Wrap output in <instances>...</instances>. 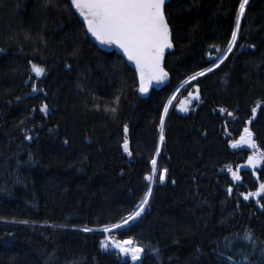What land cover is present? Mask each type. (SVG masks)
Returning a JSON list of instances; mask_svg holds the SVG:
<instances>
[{"label":"trees","instance_id":"trees-1","mask_svg":"<svg viewBox=\"0 0 264 264\" xmlns=\"http://www.w3.org/2000/svg\"><path fill=\"white\" fill-rule=\"evenodd\" d=\"M238 7L239 0H171L168 82L142 97L136 68L87 34L69 0H0V264H132L101 248L102 228L122 222L149 187L141 216L111 233L145 249L139 264H264V193L241 195L264 184V160L244 165L264 153V0H249L224 63L181 88L180 99L198 86L200 99L185 113L172 102L159 140L163 106L222 56ZM245 127L256 148L233 149ZM225 238L235 246L225 248Z\"/></svg>","mask_w":264,"mask_h":264},{"label":"snow or ice","instance_id":"snow-or-ice-1","mask_svg":"<svg viewBox=\"0 0 264 264\" xmlns=\"http://www.w3.org/2000/svg\"><path fill=\"white\" fill-rule=\"evenodd\" d=\"M167 0H71V7H73L79 15L83 18L87 32L90 33L101 44L116 45L119 47L127 59L135 64L136 70L139 74V92L147 93L153 82L159 84L163 83L168 78V72L165 71L163 66L164 55L167 49L173 47L172 30L169 24L168 17L165 12ZM249 0H239V7L236 12L235 26L231 30L230 39L227 41L226 53H231L237 47L238 39L241 34L242 20L245 18L246 6ZM242 47V46H241ZM255 47V45H249ZM228 56L225 54L223 58H218L219 63L212 61L213 67H208L198 72H194L188 80L187 84L198 80L206 73L212 72L215 68L220 67ZM209 60L212 57L209 56ZM31 63V62H30ZM37 76H42L45 72L43 67L37 64H32L31 68ZM37 89L34 87L33 91ZM189 97L192 100H199V87L193 86V91L189 92ZM118 99V98H117ZM171 103V101H169ZM186 107H181V111H187ZM40 111L47 113L48 106L44 104L41 106ZM111 111L115 112L116 109L112 108ZM169 111V105L163 106V113L160 117V143L162 144L164 136L165 117ZM224 110L221 109V112ZM256 109H252V114L255 115ZM232 116V113H228ZM250 124L251 121H248ZM125 139L123 142V149L129 156L132 155L129 150V141L127 139L128 126H124ZM31 139V137H26ZM67 143V141H65ZM242 145H247L251 148H256L253 140V134L248 127L243 129V135L239 140L231 142L230 146L233 149L240 148ZM160 152L159 147L156 149V155ZM264 160V153L260 156H249L248 166L256 167L257 163ZM151 173L146 175L144 179L152 184L157 179V159L154 157L151 160ZM228 172L231 173L233 181H241V176L228 167ZM168 169L164 168L159 171L158 179L161 183L166 180ZM175 183V181H173ZM233 189L228 188V193L231 194ZM264 193V184H260L259 190L256 193H248L243 195L244 200H248L251 196H260ZM152 194V188L149 187L145 196L138 207L130 212L122 222L111 225H105L102 232L106 234L112 233L114 230L121 229L130 221H135L145 211V205L148 204ZM84 232H91L93 229L84 227L81 229ZM246 241L254 242L255 237L251 232H246L244 237ZM102 249L108 250L109 247L118 250L119 255L122 257H130L133 264H139L142 261L145 249L137 244L132 238L124 240H116L108 235L100 242ZM234 243L228 238H225V248L234 247ZM224 255L223 252L220 253ZM227 261H233V256L228 255ZM70 264H79V260L73 258Z\"/></svg>","mask_w":264,"mask_h":264},{"label":"water","instance_id":"water-1","mask_svg":"<svg viewBox=\"0 0 264 264\" xmlns=\"http://www.w3.org/2000/svg\"><path fill=\"white\" fill-rule=\"evenodd\" d=\"M169 1H171V0H167V3H168ZM70 3H71V0H70ZM167 3H166V5H167ZM165 7H166V6H165ZM85 28H86V26H85ZM86 31H87V29H86ZM87 33H88V32H87ZM88 35L91 36V37H93L90 33H88ZM93 38L95 39V37H93ZM95 40H96V39H95ZM96 42H97L99 45H104V44H101L98 40H96ZM111 49H114V50H116V51H119V52L123 55L125 61H126L129 65L135 67V64L127 59V57L124 55L123 51H122L119 47H117L116 45H112V46H111ZM171 49H172V48H171ZM168 50H170V49H167V50L165 51V54L167 53ZM164 58H165V55H164ZM163 63H164V61H163ZM164 69H165V68H164ZM165 71H167V70L165 69ZM167 80H168V79H166L162 84H165V83L167 82ZM153 86H154V87H158V84L155 83V82H153V85L149 88L148 92H147V93H141V96L145 97V96L149 93V91L151 90V88H152ZM187 103H188V101H187L186 99H183V100L181 101L180 106H179L180 110H181V107H182V106H183V107H186ZM181 112H185V111H181Z\"/></svg>","mask_w":264,"mask_h":264},{"label":"rangeland","instance_id":"rangeland-1","mask_svg":"<svg viewBox=\"0 0 264 264\" xmlns=\"http://www.w3.org/2000/svg\"><path fill=\"white\" fill-rule=\"evenodd\" d=\"M226 54V50H225V52L222 54V56L220 57V58H223V56ZM216 63H219V59L216 61ZM210 67H213V64L210 66ZM215 68V67H214ZM188 79H186L185 81H187ZM185 81L184 82H182V84L172 93V95H171V97H170V101H172V102H174V101H176V100H178V101H180V96H181V91H182V87L185 85V84H187V83H185ZM182 88V89H181ZM250 156H255L254 154H250ZM234 171H236L238 174H239V172H240V170L237 168V169H235ZM240 175V174H239ZM131 222V221H130ZM129 222V223H130ZM120 223V222H119ZM108 235H111V233L110 234H108ZM107 235V236H108ZM111 237L112 238H114L112 235H111ZM115 239V238H114ZM116 240H124V239H116ZM114 249V248H113ZM105 250V249H104ZM117 253H118V250H116V249H114ZM120 257L121 258H129L130 259V257H122L121 255H120ZM130 261H131V259H130ZM131 263L133 264V262L131 261Z\"/></svg>","mask_w":264,"mask_h":264},{"label":"flooded vegetation","instance_id":"flooded-vegetation-1","mask_svg":"<svg viewBox=\"0 0 264 264\" xmlns=\"http://www.w3.org/2000/svg\"><path fill=\"white\" fill-rule=\"evenodd\" d=\"M167 9V6H166V8H165V10Z\"/></svg>","mask_w":264,"mask_h":264}]
</instances>
